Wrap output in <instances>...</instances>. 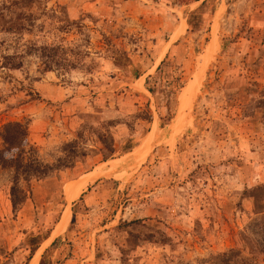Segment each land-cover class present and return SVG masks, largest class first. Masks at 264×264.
<instances>
[{
  "label": "rangeland",
  "instance_id": "374dc122",
  "mask_svg": "<svg viewBox=\"0 0 264 264\" xmlns=\"http://www.w3.org/2000/svg\"><path fill=\"white\" fill-rule=\"evenodd\" d=\"M202 1L0 0V131L42 169L0 165V264L47 230L27 264H264V0Z\"/></svg>",
  "mask_w": 264,
  "mask_h": 264
},
{
  "label": "trees",
  "instance_id": "16d2710c",
  "mask_svg": "<svg viewBox=\"0 0 264 264\" xmlns=\"http://www.w3.org/2000/svg\"><path fill=\"white\" fill-rule=\"evenodd\" d=\"M205 3V0H203L201 2V6H203ZM191 16V14H190ZM187 23L189 26H191L190 24V20H187ZM180 44V41L177 40L175 42H173L172 46L176 47ZM169 58V53H166L165 55V59L161 60L160 63L158 64V66H156V72H155V76L158 77V73L161 70L162 65L168 63L166 59ZM135 74V75H133ZM139 75V71L135 68L133 69V73L130 75L132 77H136ZM148 82L150 80V78L146 79ZM181 78L174 79V83L171 84V88L173 89L174 87L179 88L182 86V83L180 82ZM145 81V82H147ZM173 86V88H172ZM176 90V89H175ZM175 90H169V97L167 100V104H166V111H167V115L164 116H159V118L163 121L166 122L171 118V109H170V103L172 102V99H170V95L171 98L175 92ZM148 91H150L151 93H153L154 95L158 93H162L163 90L162 88H159L158 86H155L154 88H148ZM157 106V105H156ZM159 107L157 106L156 109H158ZM134 118H136V120H139L138 123H136V125L141 129V131L147 130L148 129V124L151 122L152 120V112L149 108V105L147 103H145L144 105V109L140 112H137L136 115L134 116ZM144 122V125L142 126L141 122ZM121 123H124L127 127L129 126V124L126 121H122ZM26 136H27V131L26 128L19 122H6L5 124L2 125L1 131H0V137L2 139L3 142V147L0 148V165L1 166H10V167H14L16 168H22V172L25 174L27 171L30 170H34L35 172H42V169L39 168H32L31 164L29 162H24L23 158H22V154L24 153V148L23 146L25 145V140H26ZM133 145L131 144V142H129L126 146V149H130ZM22 161V163H21ZM97 182V181H96ZM87 189H90L87 188ZM12 195L14 194L13 191L11 193ZM82 194L80 195V198L82 197ZM12 207L15 208L19 203H21L23 200L21 199H16V198H12ZM251 231H259V234L261 235V241L262 244L259 247V249L261 251H264V213H262L259 217L258 220L256 222H254V224L251 226ZM48 232H50L49 230H47L46 234H44V237H39V236H31L29 238V245L28 246V254L26 255V257L24 258L23 262L20 264H27L28 261L30 260V258L33 255L34 250L37 248L38 244L44 240L47 235L49 234ZM44 261L43 257H41L39 264H42Z\"/></svg>",
  "mask_w": 264,
  "mask_h": 264
},
{
  "label": "crops",
  "instance_id": "0c3cea01",
  "mask_svg": "<svg viewBox=\"0 0 264 264\" xmlns=\"http://www.w3.org/2000/svg\"><path fill=\"white\" fill-rule=\"evenodd\" d=\"M179 21H177V23H178ZM174 30V28L170 31V33L168 34V36H170L171 37V33H172V31ZM168 38V37H167ZM169 40V38L168 39H165V42H167ZM167 53V52H166ZM166 53L164 54V56L166 55ZM155 54L157 55L158 54V51L156 52L155 51ZM89 186V185H88Z\"/></svg>",
  "mask_w": 264,
  "mask_h": 264
}]
</instances>
